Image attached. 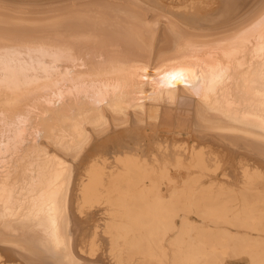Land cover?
<instances>
[{"label": "bare ground", "instance_id": "obj_1", "mask_svg": "<svg viewBox=\"0 0 264 264\" xmlns=\"http://www.w3.org/2000/svg\"><path fill=\"white\" fill-rule=\"evenodd\" d=\"M228 224L264 232V0H0V264H264Z\"/></svg>", "mask_w": 264, "mask_h": 264}, {"label": "water", "instance_id": "obj_2", "mask_svg": "<svg viewBox=\"0 0 264 264\" xmlns=\"http://www.w3.org/2000/svg\"><path fill=\"white\" fill-rule=\"evenodd\" d=\"M187 64H190L194 61H189L186 60ZM178 64V63H175ZM174 63H171V65H175ZM81 65H73L71 63H62L60 65L61 68H77L76 70H70V72H68L70 74V76L75 77L78 73V71L82 68L86 69V68H92L89 65H84L83 67H79ZM141 68V67H140ZM83 70V69H82ZM162 70V69H161ZM161 70L158 69H154L151 73L148 72V67H142L141 69H139L138 74H139V79H137V82H139L141 85H151L154 82V79L160 74L162 73ZM85 71V70H84ZM67 84H69V82H67ZM180 83H176V85H178ZM136 100H140L143 101V98L146 97V93L145 91H140L136 93ZM106 99H101L102 104L106 103ZM138 101V102H140ZM32 130H34V127H31Z\"/></svg>", "mask_w": 264, "mask_h": 264}, {"label": "rangeland", "instance_id": "obj_3", "mask_svg": "<svg viewBox=\"0 0 264 264\" xmlns=\"http://www.w3.org/2000/svg\"><path fill=\"white\" fill-rule=\"evenodd\" d=\"M228 230H230L233 233L241 232L245 235L249 236L250 238L255 239H263L264 240V232L257 230L254 227H244L240 225H234V224H228L226 226ZM223 264H248V260L245 257L240 258H229L228 260H225Z\"/></svg>", "mask_w": 264, "mask_h": 264}]
</instances>
